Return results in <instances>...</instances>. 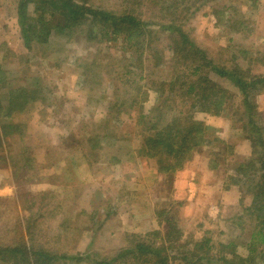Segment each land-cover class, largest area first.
I'll use <instances>...</instances> for the list:
<instances>
[{
	"label": "rangeland",
	"instance_id": "374dc122",
	"mask_svg": "<svg viewBox=\"0 0 264 264\" xmlns=\"http://www.w3.org/2000/svg\"><path fill=\"white\" fill-rule=\"evenodd\" d=\"M140 1L87 0L86 6L134 9L152 23L153 47L144 39L129 45L122 35L108 39L100 27L93 40L51 34L49 46L30 52L15 18L18 0H0V246L24 236L33 248L71 258L60 264H93L115 259L139 239L167 249L171 240L164 232L172 222L182 233L180 244L235 241L237 254L247 255L252 225L238 216L250 190L243 181L227 186L233 165L250 158L241 135L247 122L243 97L232 82L206 70L209 82L202 84L212 87L210 100L226 99L219 115L196 112L197 98L179 94L197 77H178L194 63L174 65L170 36L157 26L165 21L158 18V2ZM174 15L213 63L236 60L250 75L264 76V0H182ZM18 88L24 90L19 98L31 99L21 111L14 110ZM249 98L264 124V92L250 91ZM166 109L180 123L193 113L210 141L170 176L143 157L142 141L146 129L166 125ZM153 232L160 234L149 239ZM168 253L167 264H184L182 249ZM118 259L114 264H136Z\"/></svg>",
	"mask_w": 264,
	"mask_h": 264
},
{
	"label": "trees",
	"instance_id": "16d2710c",
	"mask_svg": "<svg viewBox=\"0 0 264 264\" xmlns=\"http://www.w3.org/2000/svg\"><path fill=\"white\" fill-rule=\"evenodd\" d=\"M86 1L18 0L15 18L24 48L33 52L34 47H47L51 44L48 42L51 34L56 36L63 32H66L68 36L80 33L93 40L96 34L95 29L100 27L102 34L108 39H116L117 36L122 35L129 45L140 44L144 39L146 46L151 43V47H153V40H149L154 34V29L153 31L149 29L153 25L133 13L134 9L104 11L86 6ZM155 2H158L159 5L158 18L165 20L160 21L157 26L170 36L169 49L172 50L175 58L174 65L178 64V60L194 63L189 67L187 74H181L178 77L186 78L187 75L197 77L196 84H191L188 91L179 94V96L193 94L197 98V105L194 108L197 109L196 112L219 115L226 99L224 94L220 96L218 102L214 103L210 100V93H207L211 91L212 87L208 88L202 84L209 82L205 75L206 70H212L221 79L232 82L243 97L242 103L247 112V122L241 128V135L243 140L250 144V158L245 163L233 165V169L227 177L229 180L227 186L239 185L243 181V184L247 182L248 190H250L249 202L243 208L242 215L238 216V220L246 219L252 225L248 246H245L247 255L242 257L237 254L235 241L215 243L210 238H204L188 243L192 246L180 244L179 239L182 233L171 222L168 223L167 230L164 232L166 240L169 242L171 240L167 249L163 246L155 249L151 241L146 244L147 240L139 239L131 243L127 249L119 251V255L115 259H101L98 263L94 261L93 264H114L118 258H124V260L131 258L136 264H167L170 253L166 254V252L179 249H182L181 260L184 264H264V261H261L264 256V124L260 113L255 110V106L249 98L250 91L264 92V76L250 75L248 69L240 67L236 60L230 66L224 65L225 63L220 65L216 62L213 63L207 52L198 48L182 31L181 25L177 23L174 13L182 0H155ZM140 3L141 1L138 0L137 4ZM172 8L174 9L171 10ZM166 14L169 15V19H165ZM151 59H156L159 62L156 55H152ZM4 84L0 78V87H4ZM18 89L15 99L17 104L14 106V110L21 111L27 107V103L31 102V99L19 98L22 97L24 90L23 88ZM166 110L169 123L166 120V125L160 128L158 125H152L146 129L149 135L143 137L142 141L146 147L143 157L154 159L157 164V172L170 176L181 171L195 151L200 146L208 145L210 141L203 137L206 128L202 122L192 120L193 113H187L186 121L184 122V119L181 118L180 123V118L169 114V109ZM167 111L165 112L167 113ZM180 114L181 112L178 113V115ZM144 118V116L139 117L141 120ZM152 118L150 120L147 118L146 122L151 123ZM138 123L145 125L144 121ZM255 163H260V167L256 168ZM176 205L180 207L182 202H177ZM160 212V215L164 214L165 217L168 215L164 209H161ZM166 220L168 219L166 218ZM241 230L245 231L244 227ZM159 234L153 232L147 237L153 239ZM26 243L24 236H21L18 244L10 247L0 246V261L7 263L12 260L19 264H60L62 261L71 260L66 255H55L41 248H33L32 245ZM119 259L118 261H120ZM77 260L80 259L77 258Z\"/></svg>",
	"mask_w": 264,
	"mask_h": 264
},
{
	"label": "crops",
	"instance_id": "0c3cea01",
	"mask_svg": "<svg viewBox=\"0 0 264 264\" xmlns=\"http://www.w3.org/2000/svg\"><path fill=\"white\" fill-rule=\"evenodd\" d=\"M229 191H230V190H229ZM187 200H189V199H187ZM216 205H217V204H215V205L213 204L211 208L216 209Z\"/></svg>",
	"mask_w": 264,
	"mask_h": 264
}]
</instances>
